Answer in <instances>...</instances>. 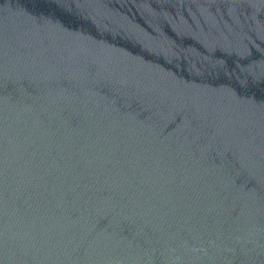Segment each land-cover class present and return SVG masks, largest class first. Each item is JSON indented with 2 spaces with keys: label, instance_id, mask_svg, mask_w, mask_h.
<instances>
[{
  "label": "water",
  "instance_id": "obj_1",
  "mask_svg": "<svg viewBox=\"0 0 264 264\" xmlns=\"http://www.w3.org/2000/svg\"><path fill=\"white\" fill-rule=\"evenodd\" d=\"M0 264H264V0H0Z\"/></svg>",
  "mask_w": 264,
  "mask_h": 264
}]
</instances>
